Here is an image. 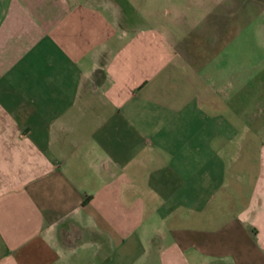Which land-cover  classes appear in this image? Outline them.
Wrapping results in <instances>:
<instances>
[{
  "label": "crops",
  "instance_id": "1",
  "mask_svg": "<svg viewBox=\"0 0 264 264\" xmlns=\"http://www.w3.org/2000/svg\"><path fill=\"white\" fill-rule=\"evenodd\" d=\"M112 1L0 0V264H264V0L233 10L228 97L213 51L187 50L195 81L164 61L181 32L164 53Z\"/></svg>",
  "mask_w": 264,
  "mask_h": 264
},
{
  "label": "rangeland",
  "instance_id": "2",
  "mask_svg": "<svg viewBox=\"0 0 264 264\" xmlns=\"http://www.w3.org/2000/svg\"><path fill=\"white\" fill-rule=\"evenodd\" d=\"M96 1L101 6L105 0ZM112 2L115 5L116 17L122 15V9L126 11L130 10L133 22L131 25L132 28L135 27L141 32H145V30L149 31L151 28L156 27L159 31L165 30L163 31L164 37L162 35L164 39H162L160 46L164 53H173L171 48L173 46L172 42L175 41H173L171 34L181 32V35L186 37L187 41L179 44L175 42L178 53H174L171 57L165 55L164 61H168L173 66H183L184 72L195 81H198L196 67H191L192 69H190V66L185 63L187 50L195 48L196 45H201L209 49V51H213L214 53H209L206 50V79L208 81H218L219 73L226 71L228 73L226 80H220L222 83H218L216 88L221 90L220 93L226 97L236 93L237 83L239 81L238 72L240 71V62L246 63L247 60L244 57L245 55L239 53L241 44L240 41L239 43L236 41V22L235 18L233 19L232 13L240 5L244 8L240 16L246 17L245 0H113ZM215 2H218L217 5L220 3L221 8L223 7L225 9L227 7V15L231 14L232 17L229 18L226 14H221L220 17L222 19L220 18L218 21H214L215 15L220 14L216 13V9L219 7ZM206 9L210 10L207 14ZM218 11H220V8ZM254 18L260 19L257 21V26L259 31H263L264 21L262 22V19L264 17L260 14H255ZM244 29L245 27L238 34L240 35ZM256 30L257 28L255 27L254 29L253 27L252 31ZM117 34H121L122 36L124 30L117 29ZM250 36L247 38L249 42L254 40ZM247 43L244 44V47L248 46L249 48V45L251 47L252 44ZM258 50L259 52L253 55L252 62L258 64L259 75L255 81L258 83L259 96H264V45L260 44ZM132 61L134 62V60ZM136 65L132 68L133 73L137 71ZM166 73H171V71L167 70ZM154 92L150 91V93ZM220 116L226 117L228 119L227 121L230 119V116L228 114L226 115V113L224 115L221 113ZM222 117H220V120H224ZM227 184L229 186L233 185L230 182ZM251 190L252 183L244 182V186L240 187L238 193L242 194V199L245 201V197L250 195ZM217 198L214 200V203L217 201Z\"/></svg>",
  "mask_w": 264,
  "mask_h": 264
}]
</instances>
